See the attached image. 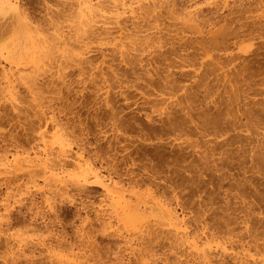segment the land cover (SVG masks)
Instances as JSON below:
<instances>
[{"label": "bare ground", "instance_id": "bare-ground-1", "mask_svg": "<svg viewBox=\"0 0 264 264\" xmlns=\"http://www.w3.org/2000/svg\"><path fill=\"white\" fill-rule=\"evenodd\" d=\"M88 1L89 0H79V1L75 2V0H74L75 3L71 2L70 10H72V7H74V5H75L76 6L75 7V9H76L75 14H78L80 16L83 15L82 18H85V16H84L85 12H86V14L87 13H90V14L93 13L94 14L93 11L96 12L98 7L90 4L89 3L90 1L89 2ZM98 1L100 4V2L102 0L101 1L98 0ZM103 2H104V4H102V5H105V3H108V6L107 5H105V6H107V8L110 11H114V10L117 11L118 9L122 10V8L127 6V4L133 5L134 2L137 3V2H139V0H105ZM1 4L8 6L9 8L13 9L14 15L12 17V23L16 24L17 19L19 18L18 9H17L16 5L13 4L11 2V0H0V5ZM95 7H97V8H95ZM173 7H174V5H173ZM3 9H5V8H3ZM100 10H101V8H100ZM22 15H23V13H22ZM23 18H26V16L24 15ZM92 18H90V19H92ZM207 18H209V17L207 16ZM214 18H215V16H214ZM51 19H52V17H51ZM51 19H49V20L51 21ZM90 19L88 21H90V22L93 21V23H94V20L93 19L90 20ZM106 19H108V18H106ZM225 19H227L226 21L229 22L228 18H225ZM233 20H234V18H233ZM44 21H43V23H44ZM53 21H55V20H53ZM203 21L206 22L207 21L206 18L203 19ZM219 21H221V20H219ZM230 21H231V19H230ZM47 22H49V21L47 20ZM49 23H51V22H49ZM11 24H10V26H11ZM15 24H13L14 27H15ZM85 24H83V25H85ZM225 24L226 23H224V26H225ZM254 24H252V27ZM3 25L2 24L0 25L1 26L0 27V33H2L5 29H7V26H9V22L7 23L6 27H5V25H4V27H2ZM140 25L139 24L135 25L133 27V29H135V30L137 29L138 32L142 33L141 29H144V27H142ZM249 25H250V23H249ZM224 26H223V28H224ZM242 26L243 25H241V27ZM88 27H87V29H85V31L81 30L82 32L84 31V35L87 37H91L93 35H96V33L101 32L100 30L102 29V28L93 26L92 24H89ZM193 27H196L198 29V25H196V26L193 25ZM241 27L239 26V28H241ZM247 27H246V29H247ZM256 27H255V30H256ZM17 28H16V31L18 33ZM24 28H22V27L19 28V29H21V31H23L22 32V34H24V35H22L23 37L26 35V32L29 30V28L28 29L26 27H24ZM118 28L120 30L126 28L125 30H127L126 25H122V27H118ZM225 28L221 29V31L223 33L218 29L221 32V34H219V32H217L219 35L225 36L224 34H227V36H225V37L222 36L221 40H219L220 38L218 39V37L215 36L217 33H215V35H214L213 34L214 32H213L211 34H213L215 37H217L216 39H218V40H216L215 38H212L211 34L209 33V36H211L210 40H209V37H207L208 40H202V38L199 39L200 42L199 41L195 42L194 39L193 40L191 39V41H193V42H191V41L190 42L193 44H188L189 40H188V42L185 41V44L182 43V44H184V47L182 46V44L180 45V47H178L179 46L178 45L177 46L178 48L174 47L173 51H172L173 47L171 46L172 49L170 48L169 52L171 54H172V52H175V54H178L177 57L181 61V64L178 67L181 68V66L182 67L185 66L183 64L186 63V58H190V55H192L195 58V56H194L195 53L190 54L191 53L190 52L188 54H185V56H182L180 54V51H182V53L184 50L186 51V46H187V49L193 48L192 45H194L195 43L197 45H199L198 47L196 45H195L196 47H194V51H196V53H198L197 51L204 52L206 50H209V52L208 51H206V52L210 53V51L216 50L218 53H221V52L225 53L226 52L229 54V52H227V50L231 47V44L229 47L227 40H224V39L228 38L229 36L233 37V35H234V38H235V36L238 37L239 35L237 36L236 32L239 28L237 30H236V28H233L234 34H233V32L230 33L231 31H233L231 28V22L227 23ZM258 28L261 29L260 27H258ZM243 29H245V28L242 27L241 30L245 31ZM253 29L254 28L249 29V27H248V32L249 31L251 32V30L255 31ZM102 30L106 31V30H104V28ZM135 30H133V31H135ZM226 30H228L227 32H229V33H225ZM235 30H236V32H235ZM258 30H256V31H258ZM261 30H263V29H261ZM261 30H259V31H261ZM102 32L100 34H102ZM106 32H108V31H106ZM136 32H135V34H136ZM246 32H247V30L245 31V34H246ZM250 32H249V34H251ZM37 33H38V31H37ZM239 33H241V32H239ZM253 33H252V37L250 36L251 38L254 37ZM79 35L77 34V36H79ZM77 36H75V37H77ZM105 36H106V34H105ZM241 37L242 36H240V38ZM229 39H231V38H229ZM57 40H54V41L57 42ZM52 41L53 40H32L31 39L28 41L30 44L27 42V44H29V46L28 45L26 46L27 48L24 47V48H20L18 50H14L12 48H10L12 50L7 49L6 53L4 51L5 56L2 55V52L0 53V56H4L5 59H7V61H8L7 62L8 67L6 66L7 68L2 67V65H0L1 66L0 67V94H4L3 97H5V96L9 97L10 96L13 102L10 100V97H9V100L13 104L15 100H18V96H19V92H18L19 88H16V87H18L19 84L21 85L20 88L23 87L24 92H25L24 96L27 97L26 102H27L28 106H30V107H27V109H26V107H23V109L25 108V110H27V112H30L28 114L30 117H32L31 119H29V120H31V124H33V128H34V130L31 132L35 131L34 132L35 134L34 133L33 134L39 135V136L37 135L38 139H36V138L35 139L42 141L43 147L45 149V150H43V151H45L44 155L46 154L45 156L47 157V158L45 157L46 160L49 157H51L50 154L52 155V159H48V161L51 160V162L49 161V163H48V161L46 162V160L44 158V159H40V161L37 164L33 163L34 165L32 168L28 167L29 170H27L28 169V168H26L27 166H25V168H23L24 166L21 168V169L26 170V171L19 169L20 170L19 172L21 173V177L27 178L26 179L27 181H25L23 179V181H25V183H23L22 178L19 175H17L19 173H17V174L15 173L16 175L12 176V178H10L9 180L15 181L18 184H20V182H22L25 185V184H27L26 182H28V181H30V183L34 184V182L37 179L42 180L43 181L42 183H45L48 179H51V180L54 179V180H52L53 183L51 180L47 181L48 183H50L49 181H51V184H48V183H47V185L43 184L46 188L45 190H48L51 192L52 190H49V189H52L54 187L56 189L53 188V191L55 190L56 193L54 192L53 194H59V192L62 193L61 190H63L66 194H68L66 192V190L69 188H72L73 190L76 191V194H78L79 196H81V198H83V200H82L83 204H85V202H87L86 199H89V198L93 197L94 195L99 196V198H100L99 199V205L100 206H97L98 208H95L93 206L83 205L84 209H86V208L87 209L88 208L93 209L92 213L94 216V218H93L94 222L91 223V225H93V227L94 226L95 227L101 226L100 229L102 228L101 230L104 231V233L107 232L106 230H108L106 225L108 224L107 221L111 218H114L118 223H120V225L119 224L118 225L121 228L125 227L126 229H128L130 227V225L132 226L131 228H133V225L134 226L138 225L137 227H134V228L136 229V228L140 227L138 232L141 230L139 232L140 234L137 238L138 242L136 244L139 247L137 249V251L139 252V255H142V253L144 251H148V252L153 253L154 252L153 249L157 248V247H159V248L166 247V249L168 247V249L171 248L172 250L173 249L176 250V249H178L177 247L182 246V245L185 246L187 244L189 247H192V249L194 250V252H193L194 255H192L193 253L188 254L187 257H189V255H190V257L192 256V259H190V258L188 259L186 257V259H188V260H185L186 262L183 261L184 263H180V264H264V232H260V229L258 231V228L254 227V224L257 222V220H256L257 218H255L256 215H261L262 212L264 211V210H261V208L263 207L262 205L264 204V192L256 190V188H252V186H251V188H252V191H251L252 193H250L251 197L253 195H254L253 197H257L259 205L256 204L255 206H252V205L250 206L247 202L246 203L248 205L245 203V196L248 195V193H246L244 191V189L242 188L244 183L249 184L250 180L255 178L254 175H256L257 178L259 176L261 177V178L259 177L258 180H262V178L264 177V173L261 172V170H262L261 168L264 167V97L261 98L260 100H253V98L251 101L249 100V96H253V95L259 96V94H261V96H264V90L261 91V89H260L261 87L259 88L260 93L254 87L256 85H259V83L261 84V82L263 81L260 79V77L264 73V49H263V47H261L263 49V50L261 49L263 51L262 55H259V52H257L258 51L257 49H259V48L258 47L256 48V50H257V51H255L256 55L254 52L253 56L255 58L257 56H260V57L262 56V57L259 59L256 58L257 60L255 62H253L255 59L253 56H252L253 59L250 58L251 60H253L251 62V61H249V59H248V61H246V59L244 60V58L241 60V58H239V57H234L235 55L234 56L233 55L228 56L225 59H222V57H220L221 55L219 54L216 57L215 63L212 61H209L211 64L209 62H207L211 66H209L207 64L208 70H206L204 72L202 70V67L201 68L199 67L198 70L195 69L194 71L189 70V72H188V70H185L187 72L182 71L180 73H176V72L172 73L173 70L170 71V69H169L173 64V63L169 62L171 58L169 59V58H167V56L164 57L163 55H165V54H163V55L157 54L156 55V57L158 56L157 58L153 55V57L156 58V59L154 58V60L152 59L153 63L155 60L160 59V57H164V59L163 58L160 59L159 60L160 62L155 61V62L159 63V66L155 67L154 73L152 74V76H154V75L156 76V77L154 76L155 77L154 79H151L152 76L149 75V76H151V77H149L150 78L149 82H151V83L148 82L149 86H150V90L149 89L148 90L151 91L150 92L151 94L148 93L147 95H149V97L147 99L145 98V100L142 101V103L140 104L141 106L138 108V110L136 109V111L139 113L143 111L142 113H144V115H143L144 121L141 122L140 119H136L135 117H132V119L130 121H128L127 123L124 122L119 115L122 112L120 113V111L117 110L116 103L113 104V101H112L113 98H110L108 96L107 91H103L104 93L101 94V96L106 95L105 97H102V101H103L102 106L104 109L102 110L101 108H97L95 110L96 114L93 117V119L94 118H95V120L97 119L96 120L97 122L94 123L95 124L94 126L100 125V126H102V128L110 127V133H112V134L110 136H106L104 131H103V138H100L95 134L96 137H92V138H94L92 140V142H90V140L88 141L87 138L81 137V133L79 135L80 137H78L76 134V136L78 138L75 136V137H73V139L75 141L72 140L74 142V145L76 146V150L74 149L72 151V149L70 148L71 145L68 148L67 143L64 144V142H66L64 140L54 139L51 136L50 137L51 140L47 139V141H45L46 140L45 139L46 136L44 134L45 132L41 131L45 126L44 125L43 128L41 127V125H43L42 121H44L46 124L49 125L51 123L54 124L53 121L55 120V118H53V114H55V113H53L52 116H51V114H48V110L51 108L50 107L51 105H49L50 102L45 97L46 93L47 92L50 93L52 91L55 92L54 89L60 84L65 86L63 88L67 89L66 87H68V84L67 85L65 84L66 80H64V79L66 78V76L64 75L65 74L64 70L68 67H74L76 69L77 75L83 74L84 72L89 73L91 75L90 83H92L93 90H95L97 93L100 91V89L102 91V87L104 88V86H105V85L102 86V83L105 84L106 82H108V80H109L108 78H110V77L107 76L105 78V75H107L108 72H103V71L99 72L100 74H102V77L104 76V78H102L100 75L99 77H101V79L98 80L99 82H96L95 77H97L99 74L96 73V75L94 74L95 76L92 75L94 72H96V71L93 72L94 68H96L97 70L99 69L98 66L96 67L95 63H94V61L96 60L95 56L94 57L89 56L91 58L89 60L88 59L89 57L85 58V56L83 57L81 55L82 52L80 53V50L84 46V43L86 42V40H58L57 44H53L54 41L53 42ZM87 41L91 42V40H87ZM112 41H114V40H112ZM119 41H122V40H119ZM149 41H151V40H147V39L143 40V38L140 40H131V42L129 41L130 47L128 44H125L122 42L120 47H122L124 49L127 45L129 47L128 52L123 53V51H120V53L121 52L122 53L119 55L121 62H123L125 66L126 65L128 66V68L124 67L125 69H122L121 75L123 77H124V75H127V74L134 75V74H136V72H138V71H136L137 69H135V68H136V66H138L139 63L141 64L140 58H142V57H140L139 55H140V52H143L142 50H145V49L141 48L142 42L146 43L147 47L149 44V47H150L151 42L149 43ZM240 41H238L237 43H240ZM23 42L24 41L22 40L21 44H23ZM259 43H261V42H259ZM11 45H12V43H11ZM7 47H8V45H7ZM160 47H162V46H160ZM42 48H44V51L42 50ZM139 48H141L142 50H140ZM144 48H146V47H144ZM57 49L63 50V54H61L62 57H59L56 54L55 50H57ZM135 49L137 51L140 50V52H138L139 53L138 55H136L137 52ZM53 50L55 51V53L52 52ZM133 50L135 51V53H134L135 56H133L134 55L133 53H130V51L134 52ZM167 51L164 50L161 52L167 53ZM157 53H159V52H157ZM170 53H169V55H170ZM130 54H133L132 57L129 56ZM205 54H207V53L204 52L203 56H205ZM169 55H168V57H169ZM101 56H102V54H101ZM137 56L140 58H138ZM193 57H191V58H193ZM92 58L94 60H92ZM102 59H103V57H102ZM161 60L163 63H161ZM193 61L194 60H192V62ZM142 63H143V61H142ZM140 64H139V66H140ZM194 64L195 63H188V65L187 64L186 65L189 68H192V67L195 68ZM47 65L50 66L49 67L50 69L52 66L58 67L59 69L54 73L51 72V74L45 75L47 70H45L44 67ZM200 66H202V64H200ZM62 67H63V74H61V72H59V70ZM172 67L174 68V64ZM178 67H176V69ZM208 67H210V68H208ZM204 70H205V68H204ZM54 71H55V69H54ZM109 71H110L109 73L112 75L113 78L117 77V76L115 77V75H116L115 71H113V70H109ZM144 72H146V71L144 70ZM218 72H219V74H217ZM149 73L151 74L150 71H149ZM110 74H108V75L110 76ZM139 74L140 73H138V75L136 77H139ZM147 74H148V72H147ZM43 75H45V76H43ZM62 75H63V77H62ZM142 76H143V74H142ZM211 76H213V78H211ZM42 78H45V79H42ZM133 78H135V77H133ZM39 79L40 80L42 79V81H44L41 86H39V84H38ZM257 79H260V80H257ZM125 80H127V79H125ZM141 80H143V79H141ZM15 82L18 84H16ZM121 82H122V80H121ZM14 84H16L17 86L16 85L14 86ZM69 84H70V82H69ZM75 84H76V81H75ZM96 86H98V88L100 86L101 87L98 89V88H96ZM149 86H148V88H149ZM60 87H61V85H60ZM217 87L222 88V92H223L222 94H224V98L223 97H220V98H222L225 102L224 101L221 102L222 100H218V102H215L214 100L211 101V99H210L211 102H207L204 105L203 102H206V100L208 98L212 97V95L216 93V92L214 93V91H212L213 92V94H212L211 90L214 88H217ZM244 87H246V88H244ZM145 89H147V88H145ZM145 89H143V90H145ZM226 89H228V90H226ZM56 91H60V89H57ZM123 92L121 93V91H120L119 94L118 93L117 94L119 96L120 95L122 96ZM174 92L176 94L178 92H181V93H178V97H179V94H181L182 97L181 98L179 97V100H177V98L175 99V97L177 95ZM230 94H231V96H230ZM150 95L154 96V97L150 99V97H151ZM171 95L172 96L174 95V99L176 101H174L173 99L171 100V98H172ZM199 95L202 97V101H203L202 103H203L204 107H201V105H202L201 103H200L201 105L198 104L197 106L195 105L197 103L193 104V102H195L194 99H197L199 97ZM146 96L144 95V97H146ZM124 97H125V99H127L126 96H123V98ZM144 97L142 96V99H144ZM98 98H100V97H98ZM115 98H116V96H115ZM218 98H219V96H218ZM28 99H31V100H28ZM239 99H241V100H239ZM99 100H101V98ZM197 100H199V98ZM200 101H201V99H200ZM19 102H21V100ZM198 103H199V101H198ZM209 103L212 104V106H211L212 108H209V106H207ZM232 103L234 104L235 112L237 114H239L238 117H239L240 122L236 121L235 119H234V121L231 122L226 118V116L228 115V112H229L228 108H230L229 106ZM21 104L22 103H20V105ZM94 104L96 105V103H94ZM192 104L195 105V107H197V108L195 109V107L192 106ZM144 105H149V107L145 108ZM222 105H223V107H221ZM64 106H65V104L63 103V108H64ZM28 108H30V109H28ZM13 109H15V108H13ZM134 110H135V108H134ZM209 110H213V111L209 113ZM97 111L102 112V116L100 115L101 116L100 118H98ZM121 111H122V109H121ZM193 114L195 115V119H197V122L195 121ZM241 119H245V121L241 122ZM56 121L57 120H55V122ZM66 123H69V122H65V124H64L65 127L67 125H69V124L66 125ZM73 124H74V122H73ZM73 124H72V126H73ZM46 126H45V128H46ZM69 126L71 127V125H69ZM65 127H64V130H66ZM72 128H71V131H72ZM67 129L70 131V128H67ZM250 129H252V130L249 132ZM187 131H193L194 133L201 135L204 139H206V138L209 139V140H206L205 143L203 144L205 146V148L204 147L202 148L201 146H200L201 147L200 148L198 146L201 144H198V145H194L193 143H192L193 145L189 144V141L187 139L188 137L184 136V134H186ZM72 132H74V131H72ZM101 132H99V133H101ZM129 132L131 133V136L133 135L132 132L135 133L136 135L135 134L134 135L137 136L136 139H133V138H130V136H127V134ZM145 132L152 134L154 137H155V135L158 136L155 138H157L159 140V143H157L154 146V148L157 149V151H158V147L169 146L170 150L168 151L169 156L167 158H163L162 157L163 155L161 154L160 157H158V161L155 164H149V163L146 164V162L145 163L143 162V157H144L145 153H143V151H141V150L145 146L152 145V143L146 144L144 142V141H146V139L149 138V137L146 138L144 136L142 137V134H144V135L146 134ZM130 133H129V135H130ZM72 134H74V133H72ZM56 135H57V133H56ZM186 135H188V133ZM25 136L26 135L24 133V138H22V140L23 139L25 140L26 138H28L27 136L25 138ZM44 136H45V138H44ZM182 136H184L185 138L183 139ZM34 137H36V136H34ZM163 137H165V138H163ZM195 138H197V137H195ZM180 139L182 140V142ZM185 139H187L188 144L186 143ZM183 140L185 142H183ZM196 140L198 141V139H195L194 141H196ZM25 141H28V140L26 139ZM150 141H149V143H150ZM192 141H190V143ZM197 141L194 143L197 144ZM16 143L18 145V142H16ZM13 144H15V142ZM153 144H155V142ZM28 145H29V143H28ZM38 145L33 146L34 148L31 146V148L36 150ZM55 145H56V147H55ZM19 146H20V144H19ZM19 146L17 147L16 145H14V147L20 148V150L23 149V151H25L23 147H19ZM197 147L199 148L200 151L196 150ZM201 149H203V150H201ZM46 152H48V153L50 152L48 156H47L48 153H46ZM193 156L196 157V160H191L192 162L189 164H187L188 162L185 163L187 160L190 159L189 157H193ZM242 157L243 158L247 157L249 159V162L251 163L248 167L249 171L251 173V177L248 179V177L244 176V178H243V176L241 175L243 180H239V179H241V177L239 176L238 180L233 181L232 179H229L231 174L229 175V177H227L225 175V172H223L224 164L226 162L231 164V163H233V161H236V163L238 165V169H240L241 168L240 165H243V163H244L243 159L240 160ZM195 161H198V162H196V165H194ZM211 163H212V165L210 166L209 164H211ZM180 164H182V166ZM67 167H69V168H67ZM246 167H247V165H246ZM66 168H67L66 172L62 171V170H65ZM164 169L167 170V173H165L166 175L163 174L164 176H161L160 174H162L164 172ZM53 170H56V172L53 173L52 172ZM58 170H60L59 172L65 173V174H63V173L60 174L63 176V177L61 176L62 178L59 176L57 178H55V176L58 175V172H57ZM240 170H239V172H240ZM189 171H190V173H189ZM205 171H210L211 173L215 172L219 181H223V180H227V179H229V181H233L232 183H229V184H230V186L234 187V190L235 189L237 190V191H235V193L238 192L237 195H238L239 199H241V201H239V204H237L239 207L234 206L232 208L231 204L228 203L229 202V199H228V200H226L228 202H226V201L224 202L225 204H223V202H221L222 203L221 206L225 205L223 208L214 203L217 207L219 206L218 208H216V206L211 202V200H209L210 197H208L207 198L208 201L203 200V201H200V203H196L197 204L196 211H193V207L191 206V203L186 202V200L185 201L181 200V198L183 196L180 197V195H179L180 198L176 196L175 189H174L176 187L172 186V185H176L178 183V181H179V185L185 184L186 182L191 183V185H192V184H194V177L196 176V179L203 177V173ZM17 172H18V170H17ZM186 173H187V175H185ZM236 177H238V175ZM19 179H21V180H19ZM55 180L57 181L58 184H59V182L63 183L64 185H62V186L60 185V186L62 188L65 187L64 188L65 190L60 188L59 185L55 186L57 184L55 182ZM14 183H12L13 186L17 185V183H15V185H14ZM23 184L21 186H23ZM36 184H37V181L34 184V186ZM50 185H53V186L51 187ZM217 185H219V184H217ZM18 186L20 187V185H18ZM44 186H42V187H44ZM220 186H221V184H220ZM220 186H219V188H220ZM19 187H18V190L20 189ZM93 187L94 188H97V187L100 188L101 192H97V190H91V188H93ZM249 187H250V184H249ZM14 188H16V186ZM168 189H170V190H168ZM6 190L8 191V187H6L5 191ZM16 190L17 189H15V191ZM43 190L44 189H41V191L44 193L45 190L44 191ZM9 192L10 191H8V193ZM3 193L4 194H3L2 198L0 197L1 198L0 199V206L2 207V214H0L1 215V217H0V220H1L0 221L1 222V224H0V253L7 254V256H6L7 258L5 256L0 255V259L4 258V260H1L2 263H4V264H28V261L30 259L31 260L29 263L36 264L35 259H32L33 257H35L34 254L30 257V256L25 254L26 252L24 253L25 249H27L29 246H28V244L25 243L23 238L22 239L19 238L20 235L18 234V231L16 229L19 228L20 226H23V228L25 227V230L27 232V231H36L38 229L43 228L44 230H47L52 234L53 233L52 226L54 224L62 226V221H61L62 220L61 219L62 218L61 217L62 216V210L54 208L55 210H53V211L50 210L48 214H46V213L44 214L41 212V210L36 211V209H38L37 203H35L33 201V199H30V198H29L30 202L27 203L26 206L23 205L25 211L24 210L22 211L21 209L18 210L14 206V203L12 204L8 201V198H10V196L12 197L11 193H9V197L6 196V195H8L7 192H3ZM166 194H168V196L170 194L171 198L170 197L169 198L172 200H170L168 197H165ZM14 195H18V194L15 192ZM44 195H45L44 197H46V196H48V198L50 197L49 195H46V194H44ZM41 196H42V194H41ZM197 197H200V196H197ZM16 198L14 197L13 200H16ZM31 198H33V197H31ZM167 198L170 200V202L174 200L176 205L179 207V210H181V213L182 214L184 213V215L181 214L182 215V216H180L181 218L179 217V215L176 214L175 209L170 207L171 203L167 202V200H168ZM179 199H180V201H178ZM10 200H11V198H10ZM44 200L48 201L47 197ZM14 202H16V201H14ZM221 203H217V204H221ZM256 209H257V211H256ZM75 212L76 211L73 212L72 216L77 215V213L75 214ZM249 219L252 221V223H249V221H250ZM40 223L42 224V226L39 225ZM249 224H251V226ZM237 225H238V227H235ZM241 225L244 226V227H242L243 229L241 228ZM99 227H97V229H99ZM239 228H241V230H238ZM97 229H95V230H97ZM15 230L17 231V233L15 232ZM109 230L111 231V229H109ZM237 230L240 232H238ZM236 231H237V233H236ZM60 236L61 237L56 236V235H53V236L51 235V241L52 242H49V244H46L42 240H41V242H37V243L35 242L34 244L31 243L32 248L35 251L36 250L39 252L43 251L45 253V255H48L51 251H53L57 248L62 249V245L66 246V247H70V246H72V244H76L75 241H66L65 239H62V233L60 234ZM212 243H216V245L220 244V243H221V245L222 244L223 245L228 244L229 249L231 251H233L232 249H234V247H237V248L239 247L243 252L244 251L245 252H251L252 251L251 253L254 252V254L249 255L252 258V260H247L246 258L249 256L245 257V255H248V254L246 253L244 255V254H242V251L241 252H235V251L234 252H231V251L228 252L229 249H227V246L221 247L220 253L212 252L211 251V244ZM203 246H206V249L202 248ZM175 250L171 251V255L173 254V252ZM179 250L180 251L182 250L181 247H179ZM180 251L177 250L174 252V254L177 255V253H179ZM181 253H182L183 258H184L185 255L183 254V252H181ZM30 254H32V253H30ZM144 255H146V253H144ZM182 255L178 254L177 256L174 255V257L179 256L178 258L180 260V257H182ZM61 256H62V254H61ZM148 256H149V254H148ZM168 256H170V254ZM254 256H258V257L263 258V259L256 261V260H253ZM46 258H48V257H46ZM176 259H174V260L176 261ZM167 260H169V259L167 258ZM179 260L177 259L178 263H179ZM39 262H40V260H39ZM140 262H143V261H140ZM51 263L52 262L50 261V264ZM65 263H66V261H65ZM68 263H70V262H68ZM38 264H40V263H38ZM140 264H146V262H143ZM156 264H158V263H156Z\"/></svg>", "mask_w": 264, "mask_h": 264}, {"label": "rangeland", "instance_id": "rangeland-1", "mask_svg": "<svg viewBox=\"0 0 264 264\" xmlns=\"http://www.w3.org/2000/svg\"><path fill=\"white\" fill-rule=\"evenodd\" d=\"M76 1H79V0H75V2ZM89 1L88 2L90 4L97 6L98 8L95 7V8H97V10H96V12L93 11L94 14L93 13H91V14L87 13L86 14V12H85V15H84L85 18H82L83 15L80 16L78 14H75L76 13V11H75L76 6L75 5H74V7H72V10H70L71 2L73 3L74 0H11V2L13 4H15L17 9H18L19 18L17 19L16 24L12 23V17L14 15L13 9L9 8L8 6L2 5V4L0 5V25L1 24L3 25L5 23L4 25L6 27L7 23L9 22V26H7V29H5L2 33H0V43H1L0 44V53L2 52V55L5 56L4 51L6 53L7 49L8 50H12V49L18 50L20 48L26 47L27 45L29 46L30 43L28 41L31 39L32 40H53V41L57 40V39L58 40H86V42L84 43V46L80 50V53L82 52L81 55L83 57L85 56V58L86 57L88 58L89 56H93V57L95 56L96 62L94 61V63H95V66L96 67L98 66L99 69L97 70L96 68H94L93 72L94 71H96V72H94L92 75L95 76L96 73L99 74L97 77H95L96 82H99L98 80H100L102 77V74H100L99 72H102V71L108 72V74H110L109 70H113L116 72V75H115V77L117 76L116 78H113L111 74H110V76L108 74L105 75V78L108 76L111 79L112 78L113 79L111 80L110 78H108L110 81L108 80V82H106L105 84L102 83V86L105 85L104 86L105 89L102 87V91L100 89V91L97 93L95 90H93L92 83H90L91 75L89 73L84 72L83 74L77 75L76 69L74 67H68L64 70V73H65L64 75L66 76V78L64 79V80H66L65 84L66 85L68 84V87H66L67 89L63 88L65 86L60 84L61 87H60V85H58L54 89L55 92L52 91L50 93H48V92L46 93L45 97L50 102L49 105H51L50 106L51 108L48 110V114H51V116H52V114L55 113V114H53V118H55V120H57V121L55 122V120H54L53 121L54 124L51 123L49 125L46 124L44 121H42L43 122V125H41L42 128L44 125L45 126L47 125L46 128L44 126L45 129L43 128L41 130L42 132H45L44 133L46 136V138L44 136V138L46 139L45 141H47V139L51 140V138H50L51 136L54 139L64 140V141H66V142H64V144L67 143L68 148L71 145L70 148L72 149V151L74 149L76 150V146L74 145V142L72 141V140H74L73 137H75L76 134L78 137H80L79 135L81 133V137L87 138V140L88 141L90 140V142H92V140L94 139L92 137H96V135L100 138H103V131H104L106 136H110L112 134V133H110V127L102 128V126H100V125L94 126L95 125L94 123L97 122L96 121L97 119L96 120H95V118L93 119V117L96 114L95 110L97 108H101L102 110L104 109L102 106V102H103L102 97H105L106 95L101 96V94L104 93L103 91H107L108 96L110 98H113L112 99L113 104L116 103L117 110L120 111V113L122 112L119 115L124 122L127 123L128 121H130L132 119V117H135L136 119H140L141 122L144 121V117H143L144 113H142L143 111L139 113L136 111V109L138 110V108L141 106L140 104L142 103V101H144L145 98L147 99L149 97V95H147V94L148 93L151 94L150 93L151 91H149L150 90L149 83H151V82H149V80H150L149 77H151L152 74L154 73L155 67L159 66V63H158V62H160L159 60L162 58L164 59L165 56H167V58H169V59L171 58L169 62L174 64V68L172 67L173 64L169 68L170 71L173 70L172 73L173 72L174 73L175 72L180 73V72L185 71V70H188V72H189V70L194 71L195 69L198 70L199 67L200 68L202 67V70L204 72V71L208 70L207 69L208 65L211 66L210 65L211 63L209 61H212L215 63L216 57L219 54L221 55L220 57H222V59H225L228 56H232V55L234 56L235 55L234 57H239V58H241V60L244 58V60L246 59V61H248V59H249V61L252 62L253 60H251L250 58L253 59L254 52L258 50L257 52H259V55H262V52H263L262 50L264 49V0H261V1L260 0H139V2H137V3L134 2L133 5L127 4V6H125L126 8L123 7L122 10L118 9L117 11H115V10L110 11L107 8L108 3H105V5H107V6L102 5V4H104L103 1H105V0H102V1L100 0L101 1L100 4H99L98 0H89ZM173 5H174V7H173ZM99 7L101 8V10ZM3 8H5V9H3ZM22 13H23V15H22ZM24 15L26 16V18H23ZM207 16L209 18H207ZM214 16H215V18H214ZM51 17H52V19H51ZM90 18H92L94 20V23H93V21H91V22L88 21ZM106 18H108L109 20ZM205 18L207 20L206 22L203 21V19H205ZM225 18H228V21L231 22V28L233 31H231L230 33L233 32V34H234L233 28H236V30H237L239 28V26L241 27V25H243L242 27L245 28L243 30H245V31L247 30V32L245 34V31H242L241 30L242 27H241L237 30V32L235 30L237 36L239 35L238 37L235 36V38H234V35H233V37L229 36L228 38H225V39L223 38L224 40H227L229 47L231 44V47L227 50V52H229V54L226 52L225 53H223V52L218 53L216 50L210 51V53H208L209 50H206L208 52L203 50L205 53H207V54H205V56H203L204 52L197 51L198 53H196V51H194V47L199 46L196 43L194 45H192L193 48H188V49H187V46L185 45L186 51L184 50L183 53H182V51H180V54L182 56H185V54H188L190 52H191L190 54L195 53V55H194L195 58L192 55H190V58H186V63L183 64L186 67L181 66V68H179L178 66L181 64V61L177 57L178 54H175V52H172V54H171L169 52V49L171 48V46L173 47V49L171 48L173 51L174 47H177L178 45H179L178 47H180V45L182 43L185 44V41L188 42V40H189L188 44H193V43H191V42H193V41H191V39L192 40L194 39V41L197 42L201 38H202V40H208L207 37H209V40H210V38L212 36V38L216 39L218 37V39L220 38L219 40H221V38L223 36V35L222 36L219 35L222 32L221 29H224L226 24L229 23L226 21L227 19H225ZM233 18L235 21L233 20ZM49 19H51V21ZM92 19H90V20H92ZM230 19H231V21H230ZM47 20L51 23L47 22ZM53 20H55V21H53ZM219 20H221V21H219ZM43 21H44V23H43ZM137 23L139 25L141 24L140 26L144 27V29H141L142 33L138 32L137 29L136 30L133 29V27L135 25H138ZM224 23H226L225 26H224ZM249 23H250V25H249ZM251 23L252 24L255 23L253 25V27H252ZM10 24L12 27L10 26ZM13 24H15V27ZM83 24H85V25H83ZM87 24L88 25L92 24L93 26H96V27H99L102 29L104 28V30L108 31L109 33L106 31H103L102 29L101 30L99 29L101 32L103 31L102 34H100L101 32H99V33H96V35H93L91 37H87L84 35V31L88 27ZM195 24L198 25V29L196 27H193V25L196 26ZM4 25L2 27H4ZM122 25H126L127 30H125L126 28L121 29V30L118 28V27H122ZM223 26H224V28H223ZM247 26L249 27V29L254 28L253 30H255V27L257 26L256 30L259 29L258 27H260L263 30H261V29H259L261 31H259V30L258 31H256V30L252 31L251 30V32L249 31L251 34H249ZM21 27L22 28L26 27L27 29L29 28V30L27 31L28 33L26 32V35L24 37L22 36V35H24V34H22L23 31H21V29H19ZM246 27H247V29H246ZM16 28L18 30V33L16 31ZM81 30H84V31L82 32ZM133 30H135V31H133ZM37 31L40 35L37 33ZM227 31L228 30H226V32L225 31L224 32L229 33ZM135 32L137 35L135 34ZM217 32H219V34ZM239 32H241V33H239ZM104 33L106 34V36ZM209 33L210 34L213 33L214 35H215V33H217L215 35L217 37H215L213 34H211V36H209ZM252 33L254 34L253 38H251ZM77 34L78 35L80 34V35L77 36ZM224 35L227 36V34H224ZM75 36H77V37H75ZM225 36H223V37H225ZM240 36H242V37L240 38ZM25 37L26 38L28 37V38L26 39ZM142 38H143V40L144 39L145 40L146 39L151 40V41H149V43L151 42L150 44L152 46L150 45V47H149V44H148V47H147V44L142 42L141 48H143L145 50H142L141 48H139L140 50L143 51V52H140V50L137 51L135 49L137 52L136 55H138L139 54L138 52H140L139 56L142 57V58H140L137 56L138 58H140V61H141V64L139 63L140 66L138 64L139 67L136 66V68H135V69H137L136 71H138V72H136V74H134L135 76L127 74V75H124V77H123L121 75L122 69L128 68V66L126 65L127 66L126 67L124 65V63L121 62L119 55L122 52L120 53V51H123V53L128 52V49L130 47L129 41L131 42V40H140ZM229 38H231V39H229ZM218 39H216V40H218ZM22 40L24 41L23 44H21ZM58 40H57V42H58ZM87 40H91V42H89ZM112 40H114V41H112ZM119 40H122V41H119ZM238 41H240V43H237ZM27 42L29 44H27ZM54 42H53V44H57V42H55V43ZM122 42L125 44H128L129 47H128V45L125 47V49L120 47ZM259 42H261V43H259ZM11 43H12V45H11ZM184 44H182L183 47H184ZM7 45H8V47H7ZM160 46H162L163 48ZM144 47H146V48H144ZM257 47L259 49L256 50ZM261 47H263V49ZM10 48H12V49H10ZM42 50L44 51V48H42ZM164 50H166V51L168 50L167 53L161 52ZM55 51L59 57H62L61 56V54H63L62 49L61 50L57 49ZM55 51L53 50L52 52L55 53ZM156 51L159 53H157ZM130 53L134 54L135 51L134 52L130 51ZM169 53L171 56L169 55ZM101 54H102V56H101ZM133 54H130L129 56L132 57ZM157 54L158 55L159 54L160 55L165 54V55H163L164 57H160V59L155 60L158 62L154 61V63H155L154 64L153 60ZM153 55L155 57H153ZM168 55H169V57H168ZM255 55H256V52H255ZM4 56H0V65H2V67L7 68L8 67V63H7L8 61H7V59H5ZM133 56H135V54ZM102 57H103V59H102ZM191 57H193V58H191ZM261 57L257 56L256 58L259 59ZM256 58L254 59L253 62H255L257 60ZM88 59L90 60L91 58L89 57ZM92 60H94V59L92 58ZM192 60H194V61L192 62ZM142 61H143V63H142ZM207 62H209L210 64ZM161 63H163L162 60H161ZM188 63H195L196 64V65L194 64L195 68H193V67L189 68L187 66ZM200 64H202V66H200ZM49 67L50 66H48V65L44 67V69L48 71V72L46 71L45 75L51 74V72L54 73L59 69L58 67L52 66L53 68L51 67V69ZM176 67H178V68L176 69ZM203 67L205 68V70ZM208 68H210V67H208ZM54 69H55V71H54ZM144 70L146 72H144ZM148 70L151 72V74L149 73ZM59 72H61V74H63V67L59 70ZM147 72H148V74H147ZM185 72H187V71H185ZM138 73H140L139 77H136L138 75ZM142 74L144 77L142 76ZM217 74H219V72ZM45 75H43V76H45ZM100 75H101V77H99ZM149 75H151V76H149ZM132 76L135 78H133ZM154 76H152L151 79H154L156 77V76L155 77ZM62 77H63V75H62ZM102 78H104V76ZM211 78H213V76H211ZM42 79H45V78H42ZM42 79L41 80L39 79V82L41 81L40 83L38 82L39 86H41L44 82V81H42ZM125 79H127V80H125ZM141 79H143L144 81ZM260 79L263 80L261 82V84L259 83V85L254 86L258 92H259L260 87H261L260 88L261 91L264 90V73L260 77ZM260 79H257V80H260ZM121 80H122V82H121ZM75 81H76V84H75ZM69 82H70V84H69ZM16 84H18V83H16ZM16 84H14V86ZM148 86H149V88H148ZM20 87H21V85L19 84L18 87H16V88H19L18 89V92H19L18 100L19 101L21 100V102H19L18 100H15L14 103L12 104L13 101L9 95L8 96L10 97V100L12 102L9 100V97H7V96L3 97L4 94H0L1 95L0 96V195H1L0 197L2 198V196L4 194L3 192H7V194H8V195H6L7 197H9V193H11L12 197L14 196L15 198L16 197L17 198H16V200H13L14 197L12 198L10 196L11 200H10V198H8V201L12 204L14 203V206L16 207V209H18V210L21 209L22 211L23 210L25 211L23 205L26 206L27 203L30 202L29 198L33 199V201L35 203H37L38 209H36V211L41 210V212L44 214L45 213L48 214L50 210H52V211L55 209L62 210V216H61L62 218L60 217L62 219V220L60 219L62 221V226L54 224L52 226V228H53L52 234L49 231L44 230L43 228L38 229L36 231H27L28 233L26 232L25 227L23 228V226H20L19 228L16 229L18 231V234L20 235L19 238L20 239L23 238L25 243L28 244V246H29L27 249H25L24 253L26 252L25 254L30 256V257L34 254L35 257H33L32 259H35L36 264H38V263L44 264L46 261L47 262L45 264H48V263L50 264V261L52 262L51 264H67L68 262H70L71 264H140L143 262H146V264H153V263L154 264H156V263H158V264H160V263L161 264H167V263L168 264H170V263L175 264L177 262V259L179 260V258H178L179 256L174 257V255L175 256H177L178 254L182 255L181 252H183L185 257L183 258V255H182V257H180L179 263L177 262L176 264L184 263V262H186L185 260H188L189 258L192 259V256L190 257V255H189V257H187V255L192 254L194 252V250L192 249V247H189L187 244L185 245L186 247L184 245L179 246V247H181V249L183 251L182 250L180 251L179 247H177L178 249H176V250L173 249L175 251H177V250L180 251L179 253L176 252L177 255L174 254L175 251L171 255V251H173V250L171 248L168 249V247H167V249H166V247H164V248L157 247V248L153 249V251H154V252L152 251L153 253L148 252V251H144L142 253V255H139V252L137 251V249L139 247L136 244L138 242L137 238H138V236L140 234L139 232L141 230L138 232L140 227L136 228V229L134 228V227H137L138 225H135V226L133 225V228H131L132 226L130 225V227L128 226L129 228L127 227L128 229H126L125 227L121 228L119 226L120 223H118L114 218H111L107 221V223H108L106 225V227L108 229V230H106L107 232L104 233V231L101 230L102 228L100 229L101 226L100 227L99 226L93 227V225H91V223L94 222V219H93L94 216L92 213L93 209H90V208L84 209L83 205H88V206H93L95 208H98L97 206H100L99 205V199L100 198L97 195H94L93 197L86 199L87 202H85V204H83L82 203L83 198H81V196L76 194V191L73 190L72 188L67 189L68 191L66 190V192L68 194H66L63 190H61L62 193L64 192L63 194L60 192H59V194H53L55 192V190L53 191L54 187L52 189H49V190H52L53 192L45 190L46 188L44 185L45 184L47 185V183H48L47 181L51 180V179H48L45 183H42L43 182L42 180L37 179L36 180L37 184L35 186H34V184L36 183V181L34 182V184H32V183H30V181H28L29 183L26 182L27 184L24 185L23 183H25V181H27L26 180L27 178L21 177V173L19 172L20 170H23L21 168L23 166H24L23 168H25V166H27L26 168H28V167L32 168L34 164H37L40 161V159H44L46 157L45 156L46 154L44 155L45 151H43V150H45V149L43 147L42 141L36 140V139H38L37 138L38 134L34 135L35 131L31 132L34 130V128H33V124H31V120H29V119H31L32 117H30L28 114L30 112H27V110H25V108L23 109V107H26V109H27V107H30V106H28V104L26 102L27 97L24 96L25 92H24L23 87L22 88H20ZM96 88H98V86H96ZM145 88H147V89H145ZM220 88L217 87V88H214L211 90L212 94H213L212 91H214V93L215 92L216 93L213 94L212 97L208 98L207 99L208 101L206 100V102H203L202 97L200 96L201 94H200L198 97L199 100H197L198 98L194 99L195 102H193V104L197 103V104H195L197 106L198 104L201 103L202 104V105L200 104L201 107H204L205 103L211 102L212 100H214L215 102H218V100H222L221 102H223L224 100L220 97L224 98V94H222L223 93L222 88L221 89ZM244 88H246V87H244ZM57 89H60V91H56ZM143 89H145V90H143ZM226 90H228V89H226ZM120 91H121V93L124 91L122 96L118 95ZM178 93H181V92H178ZM178 93L177 94L175 93L177 95L175 97V99L177 98V100H179V97L180 98L182 97L181 94H179V97H178ZM144 95L145 96L147 95V96L144 97ZM174 95L173 96L171 95L172 96L171 100L173 99L174 101H176L174 99ZM115 96H116V98H115ZM123 96H126L127 99H125V97L123 98ZM142 96L144 97V99H142ZM218 96H219V98H218ZM230 96H231V94H230ZM98 97H100L101 100H99L100 98H98ZM153 97L154 96H151L150 99ZM263 97L264 96H261V94H259V96L253 95V96H249V100L251 101L252 98H253V100H260ZM200 99H201V101H200ZM210 99H211V101H210ZM28 100H31V99H28ZM239 100H241V99H239ZM198 101H199V103H198ZM202 102L204 103V105ZM20 103H22V104L20 105ZM63 103L65 104L64 108H63ZM94 103H96V105ZM193 104H192V106L195 107V105H193ZM207 106H209V108H212L211 103H209ZM12 107L15 109H13ZM144 107L145 108L149 107V105H144ZM221 107H223V105ZM229 107H230V108H228L229 112H228V115L226 116V118L231 122L234 121V119L236 121L240 122L239 117H238L239 114H237L235 112L234 104L232 103ZM120 108L122 109V111ZM134 108H135V110H134ZM196 108L197 107H195V109ZM28 109H30V108H28ZM212 111L213 110H209V113ZM97 115H98V118H100L102 116V112L97 111ZM193 117L195 119L194 114H193ZM72 121L74 122V124ZM195 121L197 122V119H195ZM244 121H245V119H241V122H244ZM65 122H69V123H66V125L69 124V125H71V127L69 125H67L65 127V125H64ZM72 124H73V126H72ZM64 127L66 128V130H64ZM67 128H70V131L72 128V131H74V132H72V131L70 132ZM251 130L252 129H250L249 132ZM99 132H101V133H99ZM24 133L28 137V138H26V136H25V138L29 142L25 141L26 139L22 140V138H24ZM56 133H57V135H56ZM72 133H74L75 135ZM129 133L127 134V136H130V138L136 139L137 136H135L136 135L135 133L132 132V134H133L132 136H131V133H130V135H129ZM187 133H188V135H186ZM186 134H184V136L188 137L187 139L189 141V144H192V143L194 145L201 144L198 146L199 147L201 146L202 148L203 147L205 148V146L203 145L205 143V141L209 140L207 138L204 139L201 135L196 134L193 131H187ZM34 136H36V137H34ZM143 136L146 138L149 137L148 139H146V141H144L146 144L152 143V145L145 146V147H143L142 150L140 149L141 151H143V153H145L144 157H143L144 163L146 162V164H148V163L149 164H155L158 161V157H160L161 154L163 155L162 156L163 158H167L169 156V154H168V151L170 150L169 146L158 147V151H157V149L154 148V146L157 143H159V140L157 138H155L158 136L155 135V137H154L152 134H149V133H146L145 135L142 134V137ZM184 136H182L183 139L185 138ZM195 137H197V138H195ZM163 138H165V137H163ZM194 138L198 139V141L196 140L197 144L194 143V142H196V141H194L195 140ZM187 139H185V141L188 144ZM148 140L150 141V143ZM185 141L183 140V142H185ZM190 141H192V142L190 143ZM14 142H15V144H13ZM16 142H18V145ZM154 142H155V144H153ZM181 142H182V140H181ZM28 143H29V145H28ZM19 144H20V146H19ZM14 145H16L17 147L18 146L23 147L25 151H23V149L20 150V148L14 147ZM36 145H38L36 150L31 148V146L33 147ZM55 147H56V145H55ZM196 150H199V148L197 147ZM201 150H203V149H201ZM46 153H48V152H46ZM49 153L47 154V156L49 155ZM50 156L51 157H49L48 159H52L51 154H50ZM46 158H45V160H46ZM189 158H188L189 160H187L185 163L188 162L187 164H189L192 162L191 160H196L195 156L189 157ZM48 159L46 160V162L48 161ZM242 159H243L245 164L243 163V165H240L241 168L240 167L239 168L241 170L238 169V165H237L236 161H233V163H231V164H229L227 162L224 164L223 172H225V175L227 177H229V175L231 174L229 179H232L233 181H235V180L239 179V176L241 177V179H239V180H243L244 176L248 177V179L251 177V173H250L249 168H248L251 163L249 162V159L247 157H245V158L242 157L240 160H242ZM49 161L51 162V160H49ZM49 161H48V163H49ZM196 162H198V161H195L194 165H196ZM180 165L182 166V164H180ZM209 165L211 166L212 163ZM246 165H247V167H246ZM29 168L27 170H29ZM67 168H69V167H67ZM67 168L65 170H62V171L66 172ZM261 169H262L261 172L264 173V167H262ZM17 170H18V172H17ZM239 170H240V172H239ZM23 171H26V170H23ZM59 171L60 170L57 171L58 175L55 176V178H57L58 176L59 177L62 176L60 174L63 172H59ZM52 172L55 173L56 170H53ZM15 173L16 174L19 173L17 175H19L22 178L23 183L20 182V184H18L15 181L9 180L10 178H12V176L16 175ZM165 173H167L166 169H164V172L160 175L164 176V175H166ZM189 173H190V171H189ZM63 174H65V173H63ZM185 175H187V173ZM237 175H238V177H236ZM241 175L243 176V178ZM254 176H255V178L251 179L249 182L250 187H249L248 183H244L243 186L241 185L242 188L244 189V191L246 193H248V195L245 196V203L247 202L250 206L251 205L255 206L256 204L259 205L257 197H253L254 195L251 197L250 193H252L251 192L252 188H256V190L264 192V181H263L264 177L262 178V180H258V178L260 176L258 178L256 175H254ZM23 179L25 181H23ZM229 179L219 181L215 172L211 173L210 171H205L203 173V177L197 178V179H196V176L194 177V184H192V185H191V183H187V182L185 184L179 185V181H178V183H177L178 185L176 184V185H172V186L176 187L174 189H175V193H176L177 197H179V195H180V197L183 196L181 198V200H183V201L186 200V202L191 203V206L193 207V211H196V208H197L196 203H200V201H203V200L208 201V199H207L208 197L211 198V199L209 198V200H211V202L213 204L215 203L216 205H219L222 208L225 205L221 206L222 205L221 202H223V204H225L224 202L228 199H229V202L228 201H226V202L231 204L232 208L234 206L239 207L237 204H239V201H241V199H239V197L237 195L238 192L235 193V191H237V190L236 189L234 190V187L230 186L229 183H232L233 181H229ZM19 180H21V179H19ZM52 180H54V179H52ZM51 181H49L50 183H48V184H51ZM14 182L17 183V185H15ZM55 182L57 183L56 180H55ZM12 183H14L16 188H14L15 186H13ZM21 183L23 184L24 187L21 186L22 185ZM52 183H53V181H52ZM217 184H219V185H217ZM220 184H221V186H220ZM18 185H20V187ZM57 185L62 186L64 184L59 182V184L57 183L55 186H57ZM17 186L20 188L19 190H18ZM42 186H44V187H42ZM50 186L52 187L53 185H50ZM61 186H60V188H62ZM219 186H220V188H219ZM251 186H252V188H251ZM6 187H8V191H10L9 193L7 190L5 191ZM64 188H62V189H64ZM15 189H17L18 191L17 190L15 191ZM41 189L45 190V191L43 190L44 193L41 191ZM54 189H56V188H54ZM91 190H97V192H101V189L98 187L97 188L93 187V188H91ZM168 190H170V189H168ZM15 192L18 195H14ZM41 194H42V196H41ZM44 194L50 196L49 198H48V196H46L48 201L44 200L46 198V197H44L45 196ZM197 196H200V197H197ZM31 197H33V198H31ZM165 197L171 198L170 194H169V196H168V194H166ZM169 199L167 200V202L171 203L170 207L175 209L176 214L179 215V217L184 215V213L182 214L181 210H179V207L176 205L175 201L173 200L170 202V200H172V199H170V200ZM14 201H16V202H14ZM178 201H180V199ZM217 203H221V204H217ZM262 206L263 207L261 208V210H264L263 209L264 204ZM218 207L216 206V208H218ZM74 211H76L75 214L77 213V215L72 216ZM256 211H257V209H256ZM0 214H2V207L1 206H0ZM0 217H1V215H0ZM255 218H257L256 219L257 222L254 224V227L258 228V231L260 229V232H264V211L262 212L261 215H256ZM249 223H252V221L250 220ZM0 224H1V222H0ZM39 225L42 226L41 223ZM249 225L251 226V224H249ZM97 227H99V229H97ZM235 227H238V225ZM242 227H244V226L241 225V228ZM241 228H239L238 230H241ZM95 229H97L98 231ZM109 229H111V231ZM16 230H15V232L17 233ZM237 231H236V233H237ZM238 232H240V231H238ZM61 233H62V239H65L66 241H75L76 244H72V246H70V247H66V246L62 245V249L57 248V249L51 251L48 255H45V253L43 251L39 252L37 250L36 251L33 250L31 243L34 244L35 242L36 243L41 242V240H42L46 244H49V242H52L51 241V235L52 236L56 235V236L61 237L60 236ZM223 246H227V249H229L228 244H226V245L222 244L221 245V243H220V244L216 245V243H212L211 244V251L215 252V253H217V252L220 253L221 252L220 249ZM202 248L206 249V246H203ZM234 249H232L233 251H231L229 249L228 252H230V251L231 252H234V251L235 252H241L242 251L239 247L238 248L234 247ZM251 252H245V251L243 252L242 251V254L245 255L247 253L248 255H245V257H246V256H249L250 254L251 255L254 254V252L253 253H251ZM30 253H32V254H30ZM144 253H146V255H144ZM61 254H62V256H61ZM148 254H149V256H148ZM169 254H170V256H168ZM0 255L5 256V257L7 256V254H3V253H0ZM192 255H194V253ZM45 256L48 258H46ZM166 257L169 260H167ZM186 257L188 259H186ZM174 259H176V261ZM246 259L252 260V258L250 256L247 257ZM262 259L263 258H260L258 256L253 257V260H256V261L262 260ZM1 260H4V258L0 259V264H4V263H2ZM30 260L28 261V264H32V263H29ZM39 260H40V262H39ZM65 261H66V263H65ZM140 261H143V262H140ZM70 263H68V264H70Z\"/></svg>", "mask_w": 264, "mask_h": 264}]
</instances>
